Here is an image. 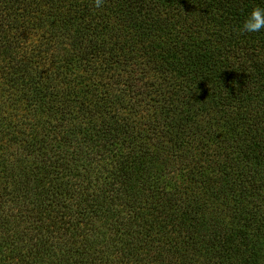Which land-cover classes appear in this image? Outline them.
<instances>
[{
  "label": "trees",
  "instance_id": "obj_1",
  "mask_svg": "<svg viewBox=\"0 0 264 264\" xmlns=\"http://www.w3.org/2000/svg\"><path fill=\"white\" fill-rule=\"evenodd\" d=\"M257 6L0 0V264H264Z\"/></svg>",
  "mask_w": 264,
  "mask_h": 264
},
{
  "label": "clouds",
  "instance_id": "obj_2",
  "mask_svg": "<svg viewBox=\"0 0 264 264\" xmlns=\"http://www.w3.org/2000/svg\"><path fill=\"white\" fill-rule=\"evenodd\" d=\"M102 0H95L96 7H100ZM264 30V7H255L246 17L240 29L241 32L259 33Z\"/></svg>",
  "mask_w": 264,
  "mask_h": 264
},
{
  "label": "rangeland",
  "instance_id": "obj_3",
  "mask_svg": "<svg viewBox=\"0 0 264 264\" xmlns=\"http://www.w3.org/2000/svg\"><path fill=\"white\" fill-rule=\"evenodd\" d=\"M264 31V30H263ZM252 42V40H249V44ZM254 44V43H253ZM257 45H260L259 43H257ZM262 47H264V46H262ZM253 49H255V48H252V49H248V52L247 53H249L250 55H251V53L253 52ZM255 51V53L257 54V55H259V60H263L264 61V48H262V49H256V50H254Z\"/></svg>",
  "mask_w": 264,
  "mask_h": 264
}]
</instances>
